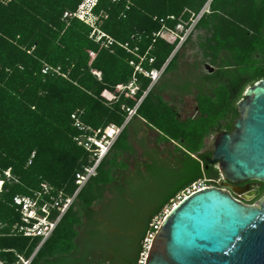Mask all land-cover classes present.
I'll return each instance as SVG.
<instances>
[{"label":"trees","instance_id":"obj_1","mask_svg":"<svg viewBox=\"0 0 264 264\" xmlns=\"http://www.w3.org/2000/svg\"><path fill=\"white\" fill-rule=\"evenodd\" d=\"M79 4L0 0V264H143L184 191L198 180L217 187V165L205 159L212 150L200 152L204 140L231 133L245 89L264 80V0H98L93 26L64 17ZM182 25L191 31L181 42L182 32L173 42L161 36ZM192 31L205 33L197 41L203 60L184 63L186 76L208 63L214 70L199 83L212 89L197 96V115L181 120L144 72L177 75ZM132 82L133 96L117 92ZM73 114L91 130L122 127L79 191L76 174L93 159L77 139L91 132L78 130ZM133 141L146 160L130 174ZM263 192L259 184L256 197ZM73 196L45 241L24 236L21 228L36 220L23 222L15 197L35 201L40 215L47 206L54 222V204Z\"/></svg>","mask_w":264,"mask_h":264},{"label":"water","instance_id":"obj_2","mask_svg":"<svg viewBox=\"0 0 264 264\" xmlns=\"http://www.w3.org/2000/svg\"><path fill=\"white\" fill-rule=\"evenodd\" d=\"M236 111L234 130L214 137L206 162L229 184L264 183V80L245 89ZM143 264H264V198L246 205L216 187L188 196L160 223Z\"/></svg>","mask_w":264,"mask_h":264},{"label":"built area","instance_id":"obj_3","mask_svg":"<svg viewBox=\"0 0 264 264\" xmlns=\"http://www.w3.org/2000/svg\"><path fill=\"white\" fill-rule=\"evenodd\" d=\"M98 0H80V4L77 7V10L72 13H64V17H76L79 20L85 22L86 24H89L90 26L94 25L95 17L92 14V10L95 7ZM102 37H104V34L97 32L96 40L99 41ZM108 45L111 44V40L108 39ZM183 40V39H182ZM151 62V60H150ZM163 69L160 70H152L150 72H144V75L149 77L151 80L150 86H152L161 76ZM93 74L99 78L100 74L97 72H93ZM117 92H122L124 90H128L129 94L131 96L134 95L135 91L137 90V87L132 83H130L128 86H118ZM135 109L129 111V117L128 119L135 113ZM71 119L74 121V126L80 130V131H89L91 132V135H81L80 139H77V143L79 146H82L86 151H88L91 154V159H93V163L91 166H87L83 168V173L76 174V184L78 185L77 191H79L85 183L88 181V179L95 175L96 168L101 162V160L108 154L110 151L113 143L115 142L116 138L118 137L122 127H116L113 125H109L105 127L102 130H91L90 128H85L82 126V124L78 121L75 114L71 115ZM6 176H9L8 173H6ZM2 185V181L0 179V186ZM214 187L207 184L206 180H198L194 183H192L182 194L180 200L177 202L179 203L181 200L187 198L188 196L201 191L203 189ZM76 191V193H77ZM75 193V195H76ZM74 195V196H75ZM66 199L64 204L59 207L57 203L54 205L59 210V217L54 222H49L47 219L48 216V207L42 206L40 208V211L43 213V215L39 216L37 212V204L35 201L30 200L29 198H19L15 197L13 199L14 203L16 205L21 206L22 210V220L24 223L29 224L30 220L34 219L36 220L34 223L31 224V226H24L23 228V234L24 236L29 237H40L41 243L45 241L51 234L52 230L54 229L56 223L58 222L61 215L67 210L68 206L71 204L73 198ZM237 199V198H236ZM240 201L239 199H237ZM176 204L173 205V207ZM152 238V237H151ZM150 242V240H149ZM28 262L22 261V264H27Z\"/></svg>","mask_w":264,"mask_h":264},{"label":"crops","instance_id":"obj_4","mask_svg":"<svg viewBox=\"0 0 264 264\" xmlns=\"http://www.w3.org/2000/svg\"><path fill=\"white\" fill-rule=\"evenodd\" d=\"M184 63V61H180L181 66L176 73L177 75H163L152 86L149 87V89L153 87V89L160 94L165 102L176 109L181 120H186L196 116L198 111L196 99L197 96L200 93H209L212 89L211 84L209 83H199V80L203 79L205 74V72L202 71L200 67L194 70L195 77H192L191 79L188 78L186 76V72H188L187 70L189 69ZM160 81H165L166 83L168 82V84L162 89L157 90L156 88ZM140 120L141 122H145L143 119ZM142 129L143 130L139 137L142 135L143 131L146 130L145 127ZM209 138L204 140V147L200 152H204L206 150V141ZM133 145L136 148V143L134 141ZM153 147H155L154 144Z\"/></svg>","mask_w":264,"mask_h":264},{"label":"rangeland","instance_id":"obj_5","mask_svg":"<svg viewBox=\"0 0 264 264\" xmlns=\"http://www.w3.org/2000/svg\"><path fill=\"white\" fill-rule=\"evenodd\" d=\"M191 31V28L187 29L184 31L183 29V25L182 26H177L176 27V33H171V32H162L161 33V36L166 39L167 41L169 42H173L176 38V34H181V32L183 33L182 34V37L180 39V42L182 41V39H184V37ZM204 32L203 31H192L191 33V40L193 42V45H188L184 50H182V53L183 55L185 56L184 59L182 61H184L186 64H192L195 60L198 61V62H202L203 58L201 57V54H200V51L199 49L197 48V41H198V37H204ZM205 64H208V63H205ZM209 65V64H208ZM200 68L202 69V71L206 72V70L204 69V66L203 64L200 63ZM168 76V75H167ZM170 76V75H169ZM168 84V82L166 83L165 81H160L159 84L157 85V90H160L162 89L163 87H165L166 85ZM154 136L153 133H150L148 135V137L151 139L150 142L148 145H147V149L150 150L153 147V143H152V137ZM213 140H214V136L209 138L207 141H206V150L205 151H209V150H212V146H213ZM136 151H137V156L134 158V159H130L129 161V169H128V173L130 172V174H133L135 169H136V164L137 162L141 163L142 161H145L146 159L143 158L141 156V153L143 152L141 150V148H139L137 145H136ZM162 149V147H161ZM161 149L159 148L158 151H161ZM165 154H161L160 155V158L161 159H164L165 158ZM153 170L154 172H159L160 174L162 173V170L156 166V165H153ZM164 174V173H162ZM217 186L218 187H223L225 188L227 191H229L234 197H236L237 199H239L240 201H242L243 203L247 204V205H253V206H257L258 203L264 198V192L261 196L259 197H256L257 195V191H258V188H259V184L260 186L263 188L264 187V183L263 182H254V181H251V182H247V183H251L250 186H251V189L249 191H246V190H239V189H233L232 187H230L226 181H223L222 179H218L217 181ZM145 190L147 191H151V190H154V187L153 186H146L145 187ZM179 201V200H177ZM166 212V211H165ZM41 216V215H39ZM150 244V243H149ZM143 259V262H144V259L145 257L142 258ZM139 264H141V261H139Z\"/></svg>","mask_w":264,"mask_h":264},{"label":"flooded vegetation","instance_id":"obj_6","mask_svg":"<svg viewBox=\"0 0 264 264\" xmlns=\"http://www.w3.org/2000/svg\"><path fill=\"white\" fill-rule=\"evenodd\" d=\"M212 148H213V146H212ZM230 187H232L233 189H239V190H246V191H249L250 189H251V186H250V184L251 183H244V184H240V185H232V184H229V183H227ZM215 187V186H214ZM216 188H220V189H224V190H226L225 188H223V187H216ZM240 202H242V201H240ZM243 203V202H242ZM245 204V203H244ZM247 205V204H246Z\"/></svg>","mask_w":264,"mask_h":264},{"label":"bare ground","instance_id":"obj_7","mask_svg":"<svg viewBox=\"0 0 264 264\" xmlns=\"http://www.w3.org/2000/svg\"><path fill=\"white\" fill-rule=\"evenodd\" d=\"M150 242H151V240H150Z\"/></svg>","mask_w":264,"mask_h":264}]
</instances>
